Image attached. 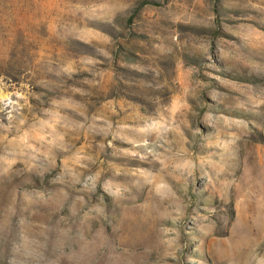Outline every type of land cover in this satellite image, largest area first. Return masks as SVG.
I'll return each mask as SVG.
<instances>
[{"label":"rangeland","instance_id":"1","mask_svg":"<svg viewBox=\"0 0 264 264\" xmlns=\"http://www.w3.org/2000/svg\"><path fill=\"white\" fill-rule=\"evenodd\" d=\"M0 264H264V0H0Z\"/></svg>","mask_w":264,"mask_h":264}]
</instances>
